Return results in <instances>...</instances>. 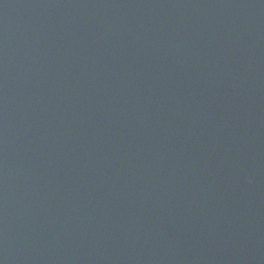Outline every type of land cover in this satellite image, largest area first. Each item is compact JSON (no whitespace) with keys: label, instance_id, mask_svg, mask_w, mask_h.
Returning a JSON list of instances; mask_svg holds the SVG:
<instances>
[{"label":"water","instance_id":"obj_1","mask_svg":"<svg viewBox=\"0 0 264 264\" xmlns=\"http://www.w3.org/2000/svg\"><path fill=\"white\" fill-rule=\"evenodd\" d=\"M0 264H264V0H0Z\"/></svg>","mask_w":264,"mask_h":264}]
</instances>
